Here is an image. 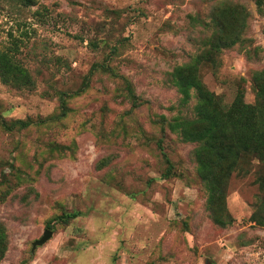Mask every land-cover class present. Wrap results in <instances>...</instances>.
<instances>
[{
	"label": "rangeland",
	"instance_id": "rangeland-1",
	"mask_svg": "<svg viewBox=\"0 0 264 264\" xmlns=\"http://www.w3.org/2000/svg\"><path fill=\"white\" fill-rule=\"evenodd\" d=\"M1 53L30 84L0 78V264H264V160L247 143L205 188L171 75L254 104L264 0H0Z\"/></svg>",
	"mask_w": 264,
	"mask_h": 264
},
{
	"label": "trees",
	"instance_id": "trees-1",
	"mask_svg": "<svg viewBox=\"0 0 264 264\" xmlns=\"http://www.w3.org/2000/svg\"><path fill=\"white\" fill-rule=\"evenodd\" d=\"M240 41V37L234 39L224 37L218 42L210 41V51L220 53ZM195 72L196 66L188 64L175 68L171 74L174 85L187 100L191 90L197 96V102L193 109L194 119L177 121L173 128L180 133L184 141L198 145L194 152L198 176L205 188L215 189L214 177L216 174L214 170L217 174L218 171L214 167L223 165L221 172H224L226 167L224 164L231 160V157L236 160L241 154H244L247 150L245 147L247 143L251 144L247 151L264 160V71L255 74L256 102L254 104H246L244 95L239 93L233 106L222 111L215 102L216 97L205 89L197 79ZM0 78L8 86L30 84L27 72L17 68L12 59L3 53L0 54ZM2 126L11 131L15 127L26 128L29 124L18 120L14 121L10 127H7L5 122ZM226 170L229 171V165ZM77 216V213H69L59 217L58 220L68 222ZM259 222L264 224V219H259ZM5 245V233L0 225V256L4 252Z\"/></svg>",
	"mask_w": 264,
	"mask_h": 264
},
{
	"label": "water",
	"instance_id": "water-1",
	"mask_svg": "<svg viewBox=\"0 0 264 264\" xmlns=\"http://www.w3.org/2000/svg\"><path fill=\"white\" fill-rule=\"evenodd\" d=\"M51 236H52L51 231H49V230L44 231L42 237L32 244V250H34L37 247L44 245L51 238Z\"/></svg>",
	"mask_w": 264,
	"mask_h": 264
}]
</instances>
